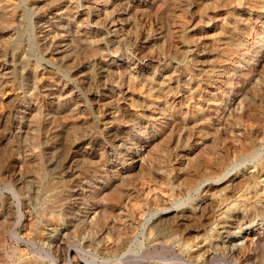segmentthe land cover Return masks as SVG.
Here are the masks:
<instances>
[{
    "label": "rangeland",
    "instance_id": "rangeland-1",
    "mask_svg": "<svg viewBox=\"0 0 264 264\" xmlns=\"http://www.w3.org/2000/svg\"><path fill=\"white\" fill-rule=\"evenodd\" d=\"M257 124L264 127V0H0V264L46 259L49 234L62 239L52 263H116L142 250L162 207L128 224L156 194L187 217L160 234L168 249L148 260L190 258L212 205L242 189L243 177L227 180L254 170L264 140L257 157L233 162L219 181L186 149ZM116 129L123 143L111 137ZM148 152L157 159L150 166L134 163ZM108 229L127 239L125 249H104ZM227 245L205 264H225Z\"/></svg>",
    "mask_w": 264,
    "mask_h": 264
},
{
    "label": "bare ground",
    "instance_id": "bare-ground-1",
    "mask_svg": "<svg viewBox=\"0 0 264 264\" xmlns=\"http://www.w3.org/2000/svg\"><path fill=\"white\" fill-rule=\"evenodd\" d=\"M160 96L161 95L159 94H151L148 97L151 101L156 100V102H158ZM142 97L138 96V98ZM245 97H247L246 94L244 95V98ZM109 132H112L110 134L111 137L113 136L120 143H123L126 140L127 136H125V133L119 129H116L115 132L113 130ZM227 135H233V140L231 141L232 144L230 145L224 144V136ZM261 140H264V127H261L258 124L255 129H249L248 127V130L245 133L238 134L235 133L234 130L227 128L225 133L222 131L216 134L212 139L211 144L203 143L202 146L189 145V147L186 149V152L191 156V158H193L195 162H197V164L195 163L196 167L207 171L209 177L211 178L209 180L219 181L225 177L223 175L225 170L231 166L233 162L239 160L243 161L246 159L249 160V158L254 159L257 157L256 150L261 147ZM145 153L138 154L134 160V163L141 161L142 163H146L150 166L155 157L149 152L148 155H145ZM140 156L141 158H138ZM156 160L157 159H155V161ZM260 160L261 161L253 162L251 167L254 170L250 171L247 175L244 173V169H242L237 171L227 180V182L232 184L239 177H243V186L241 191L239 190V192H242L243 195L237 196L239 194V192H237L231 197L213 204L212 214L214 219L213 221H210L211 223L209 222L205 225L203 224L201 231L203 233L195 238L196 241L191 246V249H194L191 253V257L186 258L185 252H182L181 254L176 255L174 258L175 263L173 264H205L206 262L213 263L215 256L220 253V241H224V244H228L224 247L226 256L222 259L225 264H264V228H262L259 233H257L258 231L256 232L253 228L254 225L258 223V221L264 220V155ZM219 164H221L222 169L217 167ZM152 176L153 179L157 180L161 178L162 174L156 170ZM208 186L209 189L207 191L213 188V183H210ZM174 191L179 197L180 195H183L186 190L184 187L179 186L178 188H175ZM230 198L231 201H229ZM168 203L169 200H166L158 194L149 196L146 199L145 206L143 205L144 208L137 213L133 222L128 224L130 226L133 225L134 227L140 221V218L145 215L147 210L150 209V207H162V210L158 212V216L149 226V235L146 237L142 250H139L140 252L136 254H129L125 252L120 261L116 263L102 264H171L166 263L165 261L154 262L153 258L148 260V257H152L151 255L158 251L159 246H161L164 250L168 249L166 245L161 244V240L159 239L160 234L168 229L170 225L173 224V222L184 220L187 217L185 212L187 208L176 210L174 213L168 212ZM191 209L192 208H190V210ZM204 213L205 212H202L200 217L205 216ZM22 218H24L23 215H21L19 224L21 223ZM92 219L93 218H91V221H93ZM50 223L55 224L54 217H52ZM50 231L53 233L55 228H51ZM105 232L108 233V236L104 242V246L106 247L104 249H111L115 252H120L121 250L125 249L127 239L120 237L119 234L112 233V230L110 229L107 231L105 230ZM240 232L244 233V235L241 236L243 241L232 244L234 240L233 238L239 236L238 234ZM12 234L14 236H18L16 230ZM251 235H255V237L251 238ZM47 240L50 242V248L49 250H45L44 254H46V259L43 257L36 258V264H48V261L50 262L52 258L55 260V248L58 250L62 247V239L60 237H55L54 235L52 236L49 234ZM72 254V250L67 251L68 256ZM49 264H55V261L54 263L50 262ZM70 264H73L72 259H70Z\"/></svg>",
    "mask_w": 264,
    "mask_h": 264
}]
</instances>
